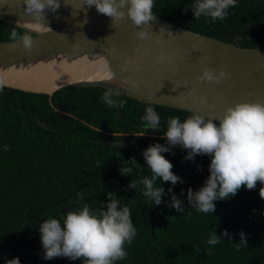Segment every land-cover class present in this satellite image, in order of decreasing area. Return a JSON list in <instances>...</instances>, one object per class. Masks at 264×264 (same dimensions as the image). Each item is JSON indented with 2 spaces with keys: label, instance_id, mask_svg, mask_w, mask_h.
Instances as JSON below:
<instances>
[{
  "label": "trees",
  "instance_id": "obj_1",
  "mask_svg": "<svg viewBox=\"0 0 264 264\" xmlns=\"http://www.w3.org/2000/svg\"><path fill=\"white\" fill-rule=\"evenodd\" d=\"M195 0H154L152 12L194 31L221 37L245 47H264V0H237L225 19L213 20L185 9ZM32 35L28 29L0 19V41ZM107 90L66 87L52 95L4 85L0 88V264L19 258L20 264H83L82 260L44 259L39 225L61 218L83 204L99 212L108 194L127 206L137 235L125 245L127 257L115 264H264V199L259 183L254 190L242 187L235 197L215 202L213 213L189 206L187 190H199L210 175V157L185 160L187 150L172 146L163 153L183 183H162L173 188L184 211L168 207L171 194L159 205L142 195L139 181L151 176L142 152L160 143L170 117L183 122L188 110L141 102L112 92L117 101L109 107L101 98ZM153 107L160 116L159 128L151 131L142 120ZM143 125L124 120L119 111ZM127 141H132L128 143ZM7 149V150H6ZM135 158L137 164L128 160ZM132 168L122 175L123 165ZM137 182L136 189L129 185ZM161 182L157 181V186ZM183 190L184 195H181ZM227 230L231 236H223ZM221 235L210 245V234ZM245 234L247 244L241 242Z\"/></svg>",
  "mask_w": 264,
  "mask_h": 264
},
{
  "label": "clouds",
  "instance_id": "obj_2",
  "mask_svg": "<svg viewBox=\"0 0 264 264\" xmlns=\"http://www.w3.org/2000/svg\"><path fill=\"white\" fill-rule=\"evenodd\" d=\"M26 12L36 20L45 21L46 13L55 12L60 8V0H23ZM237 0H195V3L185 9L194 13L196 19L201 16L213 20H223L228 9L236 6ZM154 0H83V6H95L98 13L109 17L113 25L121 20H130L136 28L137 37L143 39L151 21ZM86 22V21H85ZM12 40H19L30 49L33 43L28 34L18 35L15 30L11 33ZM205 57L200 58L203 65L202 74L197 77L200 83H219L230 76L222 66L219 70L204 63ZM5 81L0 79V88ZM135 86V82H132ZM109 107H115L117 101L112 98V92L105 91L102 98ZM201 103H207L200 97ZM143 125L151 131L159 128L160 116L153 107L145 110ZM168 146L160 143L150 145L142 152L145 165L150 169L151 176H145L139 184L143 185L142 195L159 206L166 194H171L168 207L183 212V202L177 198L173 188L167 193L162 186L164 182L176 185L183 183L181 177L173 172L174 165L163 153L169 152L172 146H180L187 150L185 160H194L197 155L210 157L208 171L210 175L203 186L193 191L187 190L189 206L201 213H213L215 202L235 197L242 187L254 190L259 183V196L264 199V102H237L227 106L222 114L206 116L193 113L183 122L179 117H170L167 129L162 137ZM7 150V149H6ZM130 165L137 164L135 158L128 160ZM132 171L123 165L122 175ZM157 181L161 183L157 186ZM137 182L131 181L129 188L136 189ZM181 195H184L183 190ZM99 212L83 204L76 210L68 211L61 218H48L39 225L44 259L52 260L64 257L70 260H82L83 264H115L116 261L127 257L125 245H130L137 235L131 213L127 206L120 207L119 199L108 194V202ZM229 237L227 230L222 233ZM241 242L247 244L245 234L240 233ZM221 235L216 231L210 234L207 241L210 245L220 242ZM6 264H20L19 258L7 260Z\"/></svg>",
  "mask_w": 264,
  "mask_h": 264
},
{
  "label": "water",
  "instance_id": "obj_3",
  "mask_svg": "<svg viewBox=\"0 0 264 264\" xmlns=\"http://www.w3.org/2000/svg\"><path fill=\"white\" fill-rule=\"evenodd\" d=\"M152 14L155 19L141 39L137 32L143 28H136L127 19L113 25L95 6H83V0H60V8L46 13L40 29L25 24L36 19L26 12L23 0H0V19L33 33L30 49L19 40L0 41V68L25 65L38 55L80 48L96 50L106 60L111 75L109 80L72 81L52 92L4 85L51 95L66 87L101 88L144 103L206 116L222 114L237 102H264V47L240 46L225 39L239 35L236 32L214 37ZM201 57L211 68L224 66L230 76L219 83L198 82L203 69ZM200 97L207 103H201ZM119 115L143 127L121 110Z\"/></svg>",
  "mask_w": 264,
  "mask_h": 264
},
{
  "label": "bare ground",
  "instance_id": "obj_4",
  "mask_svg": "<svg viewBox=\"0 0 264 264\" xmlns=\"http://www.w3.org/2000/svg\"><path fill=\"white\" fill-rule=\"evenodd\" d=\"M29 27L40 29L43 22L25 21ZM0 79L11 86L24 89L52 92L72 81L109 80L108 65L96 50L84 51L75 48L67 52L42 54L28 60L25 65L13 64L0 68Z\"/></svg>",
  "mask_w": 264,
  "mask_h": 264
}]
</instances>
